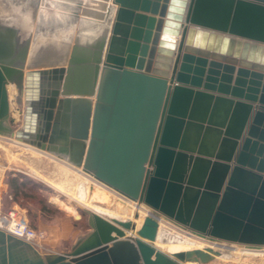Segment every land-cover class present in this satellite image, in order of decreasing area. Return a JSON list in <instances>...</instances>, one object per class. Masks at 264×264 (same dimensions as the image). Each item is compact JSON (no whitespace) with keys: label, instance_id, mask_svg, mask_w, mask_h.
<instances>
[{"label":"water","instance_id":"95a60500","mask_svg":"<svg viewBox=\"0 0 264 264\" xmlns=\"http://www.w3.org/2000/svg\"><path fill=\"white\" fill-rule=\"evenodd\" d=\"M111 1V25L79 31L63 52L55 41L28 50L15 29L0 30V135L151 213L136 228L86 210L89 232L65 253L0 230V264H207L217 255L157 249L159 216L210 242L261 248L264 0ZM8 85L22 107L16 130Z\"/></svg>","mask_w":264,"mask_h":264},{"label":"rangeland","instance_id":"374dc122","mask_svg":"<svg viewBox=\"0 0 264 264\" xmlns=\"http://www.w3.org/2000/svg\"><path fill=\"white\" fill-rule=\"evenodd\" d=\"M24 1L26 0H12V1L11 0H0V30L4 28L15 29L18 40L19 39L20 41L28 40L29 42L28 50H31L32 47L35 45V42L33 41L34 35H35L34 32H35L36 26L40 22L39 18L43 20L45 19L47 20V22L49 21L48 22L49 24L50 21L52 23V21H55V20L60 22L61 20L60 14L64 12H65L64 14L67 17L69 16L68 18H66L68 20L67 21L68 23H69V20H72L75 17L74 18L75 20L72 21L73 26L70 29L71 34L67 36V38L65 39H60L67 43L69 42L68 45L70 47L73 44V39L78 34V32L84 29H87L85 28L86 26L85 27L78 26L80 21L83 22L84 19L85 20L87 19V21H89L90 19L99 20V18L94 17L92 14L95 12L97 15H101V14L104 15L105 12L108 10V6H110V0H68V1L63 0L64 1L63 5L58 4V2H60L58 0H57L58 2L56 0H33L34 2L35 1L37 2V7L34 6V8H32L31 10L32 14L30 15V18L26 20V18L23 16V7H22L24 5ZM100 6H102L104 9ZM83 8H85L87 11ZM90 11L92 12L91 15L88 14V13H91ZM74 12L76 15L74 14ZM99 12L100 13L102 12V13L100 14ZM82 14L83 15L85 14L86 16L84 15L83 17H81ZM80 18L81 19L84 18V19L81 20ZM63 19L64 18L62 17V20ZM56 21L55 23L57 24ZM67 22L65 23L66 25H67ZM53 25L51 26V28L54 29ZM80 28H83V29H80ZM48 41H55V40L51 38V36H49L45 38L44 42L43 41H37V42L40 44H44L45 42H48ZM9 90H13L14 94L10 95ZM16 95L17 93H16V89L14 85H8V96L10 100V113L14 118H15L14 113H16L15 111L22 110V107L16 105ZM21 122H22V118L19 117L18 115L15 118V122L12 125V128L14 130L19 129L21 126ZM0 140L3 142V146L5 148L11 149L12 152L16 154L15 157H12V155L7 154L8 152H5L4 149L0 148V164L4 166V168L6 167L2 173L1 185H0V191L3 189V187L6 186V192L5 193L3 192L0 195L1 214L5 215L7 214L8 211L15 210L17 213H20L27 219L29 226L32 229L42 232L43 238L40 241L41 249L39 250L41 253L69 252L74 242L79 237H82L89 232V227L87 226V213H86V210L88 209L83 207L78 202H76L75 199L70 198L65 193L52 187L51 185H49L42 179H38V177L42 178V177H51V176L60 178V176H62V170L60 169V166L64 165L63 163H61V159H58L55 155H51L50 153L41 151L37 149L36 147H32L28 144H24L19 141H17L16 143L17 147H11L7 143V140L6 141H3V139H0ZM24 147L28 148L27 151L26 149L25 150L23 149ZM33 152H36L38 156L33 154L35 155L34 157L31 154ZM17 159L21 161H18ZM31 168L33 169L32 172H31ZM38 171H41V172H38ZM40 173L41 174L43 173L42 176H40L41 175ZM14 176H22L24 177V179H27L29 181L27 182L28 184H31V182L33 183L32 184L34 188V193H33L34 198L33 199H24L20 197L17 200V202H13L11 200V196L8 195V185L6 184V182L8 181L9 178L14 177ZM61 179L62 178L58 180H61ZM88 182H89V188H90V185L92 183L90 181ZM92 185L94 186L95 184L93 183ZM107 192H109V195L111 196V199H112L111 204L109 203L99 204L97 202H95V204L115 210L116 209L115 200H118V198H122V197H120V195H118L116 192L110 189ZM52 198H56L57 200L61 202H64V203H67L73 206V208L75 209L76 215H80L81 218L79 220H76L75 214L69 213L63 210L60 205H57V203L51 202ZM41 199H44V201L46 200L47 203H49L51 206L44 210L42 208L43 205L39 203ZM174 225L179 228L184 229L185 231H188L181 226H178L176 224ZM262 248H264V246L261 247V249ZM167 254L170 255V252L167 251ZM207 264H264V257L262 258V257H252V256L247 257L246 256V257H243L242 260L238 262L228 261V260L226 261L223 259L214 258L212 261H210Z\"/></svg>","mask_w":264,"mask_h":264},{"label":"bare ground","instance_id":"6f19581e","mask_svg":"<svg viewBox=\"0 0 264 264\" xmlns=\"http://www.w3.org/2000/svg\"><path fill=\"white\" fill-rule=\"evenodd\" d=\"M58 1H60V2H58ZM58 1H57L58 4H60V5L64 4L63 0H58ZM99 5H101V4H99ZM34 6L37 7L36 1L35 2L33 0L24 1V5L22 7H23V16L26 18V20L30 18V15L32 14L31 10H32V8H34ZM100 7H102V6H100ZM83 9H85V8H83ZM115 9H116V6H114L110 0V6H108V10L106 12L104 10V12H105L104 20L90 19L89 21H87V19L85 20L83 18L84 19L83 20L80 18L81 20H83V22L80 21L78 26H82V27L86 26L85 28H87V29H90V28L94 29V28H99V26L105 25V27L107 28L111 25V23L113 21ZM64 13L60 14L61 20H62V17L64 19L69 17V16L67 17ZM74 14H75V12H74ZM91 14H92V12L89 13V15H91ZM84 15L82 14V16L81 15L80 16L83 17ZM101 15H103V14H101ZM70 17H72V16H70ZM74 18L72 20H69V23L67 22L68 21L67 19L66 20L63 19L62 21L60 20V22L55 20L57 22V24L55 23V21H52V23L50 21V23L48 24L49 21L47 22V20H45V19L43 20V19L39 18L40 20L39 19L38 20L40 22L36 26V29L34 32L35 35H34L33 41L35 42V45L32 48L35 49L37 46H39L40 43H38L37 41H43L44 42L46 37L51 36V38H53L55 40V46H54L56 48L55 50H57L59 52H63L65 50L64 44H63L64 41H62L60 39H65V38H67V36H69L71 34L70 29L73 26L72 21L75 20ZM66 22H67L68 26L65 24ZM53 23H54V25H53ZM76 23H77V21H76ZM52 25L54 26V29L51 28ZM80 29H83V28H80ZM9 94L13 95L14 91L9 90ZM15 112L16 113H14V116L16 118L19 115V113H18V111H15ZM0 139H3V141L7 140V143L11 147H17L16 143L18 140H15L11 137H6V136H1ZM0 148L4 149L5 152H8L7 154L12 155V157L16 156V154H14L11 149L5 148L3 146V142L1 140H0ZM23 149L24 150L26 149V151H27L28 148L24 147ZM30 151H32V150H30ZM31 154L32 155L35 154L36 156H38V154H36V152H33ZM35 155H33V156L35 157ZM37 158H39V157H37ZM17 160L21 161L19 159H17ZM8 161H10V160H8ZM61 163L66 165V166H64V165L60 166V169L62 170V176H60V178H62L61 180H58L60 178H57L54 176L53 177L51 176L52 178L51 177H42V178L38 177V179H42L43 181H45L46 183H48L52 187H54V188L58 189L59 191L65 193L70 198L75 199L76 202L81 204L83 207L87 208L89 211L95 212V213H97V214H99L105 218H109V219L113 218V219H118V220H122V221L131 220V221L136 223V228H139L141 223H142L143 218L146 215L151 213V210L149 208H146L143 206L137 207L135 203L128 201L126 199H123V198H118V197H117L118 200H115L116 201V209L115 210H112L108 207H103V206H100L98 204H95V202H97L99 204H108V203L111 204L112 199H111V196L109 195V192H107L108 190L103 188L105 186H103V185H102L103 187L100 186L101 184L94 181L90 176L86 175L81 170L72 168L65 160L61 159ZM5 168H4V166H2L0 164V184H1L2 173H3V170ZM32 170L33 169L31 168V172H32ZM38 172H41V171H38ZM42 174L40 176H42ZM88 181H90L92 184L93 183L95 184L94 186L92 184L90 185V188L93 186L92 190L89 188V182ZM51 202L57 203V205H60L63 210L76 215L75 209L70 204L61 202V201L57 200L56 198H52ZM136 211L139 213V218L137 220H134L133 216H134V213ZM157 220L159 223V227H158V231H157L156 240L153 243V245L157 249H159L160 251H162L166 254H167V251H169L170 254L171 253L174 254V253H178L181 251H187V250H193V249H201L203 251H206V249H211L212 251L217 252V255L212 254L213 258L223 259L226 261L228 260V261H237L238 262V261L242 260L243 257H246V256L247 257L248 256L262 257V258L264 257V248L254 249V248H249L248 246H244V245H240V244H234V243L230 244V243L223 242V241L217 242V243L210 242L207 239H202L200 237H197L196 235L192 234L191 232L185 231L184 229L175 226L174 224H176V223L169 221V220L165 219L164 217L159 216ZM176 225H178V224H176ZM178 226H180V225H178ZM182 264H199V263L186 262V263H182Z\"/></svg>","mask_w":264,"mask_h":264},{"label":"built area","instance_id":"2783aa9c","mask_svg":"<svg viewBox=\"0 0 264 264\" xmlns=\"http://www.w3.org/2000/svg\"><path fill=\"white\" fill-rule=\"evenodd\" d=\"M0 230L30 243L38 251L41 249L43 233L32 229L27 219L15 210H10L5 215L0 211Z\"/></svg>","mask_w":264,"mask_h":264},{"label":"trees","instance_id":"16d2710c","mask_svg":"<svg viewBox=\"0 0 264 264\" xmlns=\"http://www.w3.org/2000/svg\"><path fill=\"white\" fill-rule=\"evenodd\" d=\"M22 176H14L8 179L6 184L8 185V195L11 196V200L13 202H17V200L21 197L24 199H33L34 198V188L33 183L28 184L29 182L27 179H24ZM43 205V209L50 207L51 205L47 203L44 199L39 201Z\"/></svg>","mask_w":264,"mask_h":264},{"label":"crops","instance_id":"0c3cea01","mask_svg":"<svg viewBox=\"0 0 264 264\" xmlns=\"http://www.w3.org/2000/svg\"><path fill=\"white\" fill-rule=\"evenodd\" d=\"M1 185V184H0ZM3 186H4V184H3ZM100 186H102V185H100ZM103 187V186H102ZM104 189H106V190H109V189H107V188H105V187H103ZM93 189V186L91 187V190ZM5 193L6 192V186L5 187H3V189L0 191V195L2 194V193ZM50 253H65V252H50Z\"/></svg>","mask_w":264,"mask_h":264}]
</instances>
